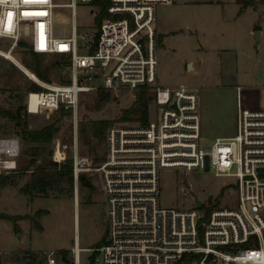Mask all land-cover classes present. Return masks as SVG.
<instances>
[{"label":"built area","instance_id":"2783aa9c","mask_svg":"<svg viewBox=\"0 0 264 264\" xmlns=\"http://www.w3.org/2000/svg\"><path fill=\"white\" fill-rule=\"evenodd\" d=\"M171 2L0 0V55L20 68L24 66L17 57L20 48L70 57L69 81L41 80L42 89L27 94L28 113L65 108L77 125L81 93L99 90L117 96L125 90L144 91L151 102L148 121H116L107 128L105 158L98 165L79 154L76 134L77 196L82 173L99 172L109 241L83 248L76 236L70 259L50 250L45 264H264V107L245 105L244 88L238 85L237 133L202 146L199 88L188 83L163 85L158 78L156 6ZM79 3L92 5L95 17L102 3L108 10L100 27L84 36L87 53L80 52L78 42ZM58 7L71 9V29L57 24ZM60 20L69 22L63 15ZM27 31L31 42L24 39ZM54 141L52 157L61 163L67 159L68 145L59 138ZM19 155L18 138L0 137V173L15 169ZM200 169L235 177L236 200L213 208L204 202L199 207V196L182 185V194L194 201L193 207L161 205L163 171L187 174ZM84 250L93 252L90 262L82 261Z\"/></svg>","mask_w":264,"mask_h":264},{"label":"rangeland","instance_id":"374dc122","mask_svg":"<svg viewBox=\"0 0 264 264\" xmlns=\"http://www.w3.org/2000/svg\"><path fill=\"white\" fill-rule=\"evenodd\" d=\"M70 1L59 0L62 3ZM243 2L251 3L249 7L260 11L264 16V0ZM156 9V22L157 18L161 20L165 17L166 29L174 31L164 44L159 42L157 35L160 82L168 86L182 82L197 83L203 116L202 146L211 145L219 136L235 135L238 111L236 85L243 86L245 102L259 104L264 97L261 89L264 85V35L257 44L254 33H249L248 20H228L224 17L222 7L203 4L188 8L158 4ZM57 11L60 17L57 24L64 26L66 30L71 29V9L58 7ZM93 11L96 9L92 5L78 4L76 20L80 52H88L82 47L85 34L97 29ZM62 15L69 18L67 24L61 23ZM254 17L256 23L264 29V19L260 23L258 21L260 14H254ZM187 26L191 33H187ZM31 38L30 32L27 31L24 39L31 42ZM17 57L44 82L59 84L70 79L68 55L39 54L42 68L48 75L47 79L41 78L29 65L35 61L31 51L20 48ZM202 59L204 62L201 64ZM190 61H193L195 68L200 71L198 75L190 69ZM96 83H100V80ZM35 85L42 88L40 82L31 79L14 61L0 55V137H15L20 140L17 167L4 173L10 183L9 188H12L14 194H19V197L16 200H8L7 204L10 212L26 213V217L31 218V240L33 246L40 249L22 252V259L26 258L25 264H45L47 252L50 250H56L61 255V251L68 250L65 259H70V249L76 236L83 248L99 247V242L105 237L107 239V202L99 172L82 173L86 175L87 182L80 180L78 196L75 180L73 183L62 182L58 189L51 190L48 197L32 194L24 196L21 188L31 180L35 167L54 161L50 152L57 138L68 145L67 157L73 158L74 161L77 134L79 154L93 158L94 165L101 163L105 158L106 140L93 138L89 124L97 119L119 121L123 112L130 110L141 94L135 90H125L119 96L110 92L109 98L97 109L98 100L102 97L101 92L81 93L76 125L75 116L68 110L65 113H28L25 110L27 94ZM150 104L149 101V108ZM4 110L21 112L23 121L18 122L4 116ZM58 119L60 132L51 143L45 145V150L38 156L33 169L26 170L32 159L31 147L34 143L27 141L25 137L24 121L28 123L29 129H40ZM65 162L66 160L59 164ZM236 170L235 166L232 171ZM160 181V199L164 207L194 206L191 198L186 200L183 196L182 185L192 189L193 194L198 195L210 208L232 203L237 197L235 177L218 176L214 170L200 169L187 174L180 171H163ZM37 222L41 223L43 230L35 228ZM20 224L24 230L31 228L30 220L22 219ZM92 254V251L84 250L81 254L82 261L90 262Z\"/></svg>","mask_w":264,"mask_h":264},{"label":"trees","instance_id":"16d2710c","mask_svg":"<svg viewBox=\"0 0 264 264\" xmlns=\"http://www.w3.org/2000/svg\"><path fill=\"white\" fill-rule=\"evenodd\" d=\"M241 3V11L248 8L252 5L249 2H243V0H238ZM101 4V3H100ZM108 15V10L105 3H102L100 12L96 17V25L100 27L102 19ZM35 56V61L29 63V65L33 68V70L43 79H47L48 75L43 70L42 65L40 63V53L31 52ZM37 60V61H36ZM42 88L38 85H35L32 91H39ZM101 92L102 97L98 100L96 105L97 109L102 107V104L109 98L110 92L105 90H99ZM106 92V93H105ZM148 102L149 99L147 98L144 91H141L140 97L133 103V106L130 110H126L123 112V115L120 117L119 121H132V120H141L143 122L148 121ZM59 111L62 113L66 112L65 108H61ZM4 116L10 117L13 120H17L18 122H22V114L21 112L13 113L9 110L3 111ZM58 120L51 122L50 124L40 128V129H29V125L27 122L24 121V129H25V137L27 141L34 143L31 147V155L32 159L29 163V167L26 170L33 169L32 167L37 162L38 156L43 154L45 150V145L51 143L54 137L60 132L61 126L58 124ZM116 120H109V119H97L91 121L89 124V130L93 138L103 141L106 136L107 128L113 124ZM50 155H53V149L50 152ZM73 166L74 161L73 158L66 159V162L60 165L56 161H50L49 164H39L35 167L32 171V178L29 182H27L22 188L21 191L25 194H32V195H43V196H50V192L53 189H58L62 182H69L73 183ZM81 182H87V178L85 174H82L80 177ZM7 182V177L4 180V183ZM13 220H17L22 218L23 216H6ZM37 228L43 230V227L40 223L37 222ZM107 242L106 237L102 239L99 244L103 245ZM62 255L65 259L68 250L61 251ZM66 260V259H65Z\"/></svg>","mask_w":264,"mask_h":264},{"label":"crops","instance_id":"0c3cea01","mask_svg":"<svg viewBox=\"0 0 264 264\" xmlns=\"http://www.w3.org/2000/svg\"><path fill=\"white\" fill-rule=\"evenodd\" d=\"M203 4H207L210 7H222L224 17L228 20H231V21L232 20L233 21L234 20L235 21L248 20L250 34L254 33L255 35V32L260 30L261 31L260 39L264 35V29H262V27L256 23L254 14L256 15L260 14L261 17H259L258 19L259 23L263 21L264 16L261 15L260 11L255 10L251 7H248L241 11L242 5L241 3L238 2V0H172L170 4H165V5H171L175 7L186 6L188 8H192L194 6H199ZM166 21H167V18L165 17L161 20L157 18V22L155 25L158 39H159V42H161V44H164V42L167 39H169L171 34L174 32V31L172 32L169 29H166V25H165ZM187 33H191L189 26H187ZM203 62L204 61L202 59L200 63L202 64ZM159 64H160V57L158 56V65ZM189 66L191 70H194L196 75L200 73V71L195 68L193 61L189 62ZM188 84H191V83H188ZM196 84L197 83L193 82V84L191 85L196 86ZM238 85H236V91H237ZM261 89L263 91V96H264V85L261 86ZM237 104H238V100H237ZM244 104L251 108H262L264 107V97L261 103L259 104H250L247 101L246 102L244 101ZM202 128H203V120H202ZM230 136H233V135H224V136H219V137H230ZM5 178H6V175L3 173H0V264H25L24 260L26 258L22 259L21 253L22 252L25 253L26 251H37L40 249L37 247H34L33 246L34 243H32V240H31L32 239L31 236L33 233L32 232L33 225H32L31 218H27L26 213H12L9 211V205L7 204L8 200L18 199L19 194L17 195L14 194L12 188H9L10 183H8V181L4 183ZM27 195L28 194H25L24 196H27ZM17 215H21L23 217L17 219L16 221L9 217H6V216H17ZM22 219L30 220L31 228H29L28 230H24L22 225L20 224V221Z\"/></svg>","mask_w":264,"mask_h":264},{"label":"bare ground","instance_id":"6f19581e","mask_svg":"<svg viewBox=\"0 0 264 264\" xmlns=\"http://www.w3.org/2000/svg\"><path fill=\"white\" fill-rule=\"evenodd\" d=\"M22 70L25 71V73L33 80H35L36 82H40L41 80L39 79V77L32 71H30L28 68H26L25 66L21 67Z\"/></svg>","mask_w":264,"mask_h":264},{"label":"water","instance_id":"95a60500","mask_svg":"<svg viewBox=\"0 0 264 264\" xmlns=\"http://www.w3.org/2000/svg\"><path fill=\"white\" fill-rule=\"evenodd\" d=\"M255 36H256V42H257V44H258V42H259V40H260V36H261V31H260V30L256 31V32H255ZM196 200H197V204H198V206H199V207H203V205H204V201H202V200L199 199V198H196ZM107 241H109V239H107Z\"/></svg>","mask_w":264,"mask_h":264},{"label":"snow or ice","instance_id":"6c2138e0","mask_svg":"<svg viewBox=\"0 0 264 264\" xmlns=\"http://www.w3.org/2000/svg\"><path fill=\"white\" fill-rule=\"evenodd\" d=\"M25 3H29L30 0H24ZM40 2H46V0H40Z\"/></svg>","mask_w":264,"mask_h":264}]
</instances>
